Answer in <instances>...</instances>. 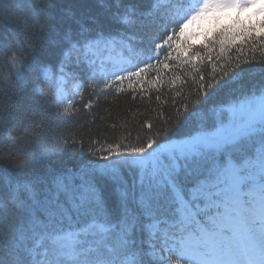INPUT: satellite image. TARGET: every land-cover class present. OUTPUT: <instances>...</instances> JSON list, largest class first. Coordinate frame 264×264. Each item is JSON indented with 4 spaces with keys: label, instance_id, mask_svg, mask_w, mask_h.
I'll list each match as a JSON object with an SVG mask.
<instances>
[{
    "label": "snow or ice",
    "instance_id": "snow-or-ice-1",
    "mask_svg": "<svg viewBox=\"0 0 264 264\" xmlns=\"http://www.w3.org/2000/svg\"><path fill=\"white\" fill-rule=\"evenodd\" d=\"M153 4L45 0L20 25L27 38L5 46L10 57L4 83L39 90L56 82L50 72L62 76L69 65L94 69L116 49L141 50L160 63V55L172 56L168 48H175L176 37H184L179 43L186 54L195 47L187 41L200 35L201 47L219 44L221 51L237 38L264 40V0H169L157 11ZM245 10L251 13L242 19ZM149 18L166 37L160 43L153 36L154 57L140 35ZM194 23L197 29L186 34ZM202 23L210 27L201 29ZM221 68L214 83L201 77L196 106L178 111L174 127H161L138 145L94 148L88 153L93 159L77 171L0 168V201L8 208L0 264H264V79L220 110L226 119L209 123L203 105L255 71L231 62ZM145 70L113 73L114 81ZM210 109L215 113L217 106ZM37 142L39 155L29 152L25 159L59 150L58 140L41 136Z\"/></svg>",
    "mask_w": 264,
    "mask_h": 264
},
{
    "label": "trees",
    "instance_id": "trees-1",
    "mask_svg": "<svg viewBox=\"0 0 264 264\" xmlns=\"http://www.w3.org/2000/svg\"><path fill=\"white\" fill-rule=\"evenodd\" d=\"M44 3L45 0H0V168L10 172L49 167L77 171L93 159L88 153L94 148L138 145L149 135H155L157 129L174 127L178 111L183 113L186 104L196 106L201 77H204L205 84L214 83L213 76L218 78L221 66L229 62L233 68L239 63L241 67L255 71L243 73L230 89L218 92L208 105H203L202 116L209 123L226 119L228 113L220 110L232 104L235 96L250 91L253 85L264 79V73L260 71L264 68V40L258 36L255 44L241 38L228 41L223 51L219 44L201 47L205 43L204 36L195 37L187 41L195 46L190 54L184 53L179 43L184 37H176L172 41L175 48H168L172 56L165 60L166 53L160 55V63L155 58L149 59L141 50L124 53L130 59V65L118 74L128 76L130 72L146 68L141 75L130 79L114 81V77L93 75L87 64L69 65L64 71L80 83V94L71 98V105L54 103L53 83H44L39 90L29 86L26 91L4 83L9 74L6 65L10 57L5 46L27 38L20 25L29 18L33 8H41ZM168 3L169 0H154L153 10L157 11ZM147 4L148 0H145V6ZM250 13L251 10H246L241 13V18ZM160 14L163 16L164 12ZM260 18L253 17V20ZM190 29L185 30L186 34ZM167 34L174 35L171 28ZM140 35L144 37L143 47L151 48L153 57L155 45L150 43L153 36L158 37L160 43L163 39L159 38H166L164 28L151 18L142 25ZM208 39H212L211 32ZM148 63L154 67L147 68ZM106 83H110L107 88ZM213 103L217 106L215 113L210 109ZM148 126H151V132ZM182 130L190 131L191 128ZM41 136L58 140L56 146L59 150L53 156L25 159L29 152L39 155L37 138ZM93 141L98 143L93 144ZM171 142H177V138L174 136ZM7 211L6 204L0 201V239L6 232ZM195 212L199 209L191 214Z\"/></svg>",
    "mask_w": 264,
    "mask_h": 264
},
{
    "label": "rangeland",
    "instance_id": "rangeland-1",
    "mask_svg": "<svg viewBox=\"0 0 264 264\" xmlns=\"http://www.w3.org/2000/svg\"><path fill=\"white\" fill-rule=\"evenodd\" d=\"M194 2V0H193ZM248 11V10H247ZM246 12V10H245ZM235 14L234 12L232 15ZM228 23V21H225ZM210 25L207 23L201 24V29H207ZM191 28V29H190ZM189 32L195 31L197 29V24L194 23L193 26L189 27ZM201 36H197L196 38L200 39ZM104 63L101 64L100 61H97V66L93 69L90 65L92 73L95 75L113 78V73H119L127 69V66L130 65V60L127 55L124 54L120 49H116L113 52L105 53L104 55ZM55 75L56 82L53 83L55 88V98L57 101L66 105H71V98L76 97L80 94L81 86L73 77L68 75L67 72L64 71L63 75L59 74V70L56 73L50 72V76ZM126 75V74H125ZM57 88H59V95L57 97ZM234 156L237 160L241 159L240 153H234ZM246 199H251V197H246ZM199 209V208H198Z\"/></svg>",
    "mask_w": 264,
    "mask_h": 264
}]
</instances>
